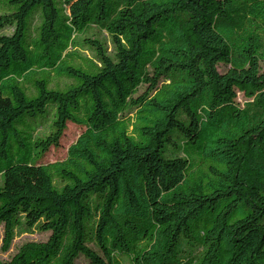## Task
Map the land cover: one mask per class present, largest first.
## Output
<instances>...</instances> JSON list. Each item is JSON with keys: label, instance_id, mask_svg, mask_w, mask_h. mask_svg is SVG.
I'll return each mask as SVG.
<instances>
[{"label": "trees", "instance_id": "1", "mask_svg": "<svg viewBox=\"0 0 264 264\" xmlns=\"http://www.w3.org/2000/svg\"><path fill=\"white\" fill-rule=\"evenodd\" d=\"M262 62L264 0H0V264H264Z\"/></svg>", "mask_w": 264, "mask_h": 264}, {"label": "rangeland", "instance_id": "2", "mask_svg": "<svg viewBox=\"0 0 264 264\" xmlns=\"http://www.w3.org/2000/svg\"><path fill=\"white\" fill-rule=\"evenodd\" d=\"M9 31V30H8ZM100 34V33H99ZM101 36H107L105 31H102ZM262 68H264V62L261 63ZM227 65L224 63H220L218 65V68L220 71H225L227 69ZM144 89V87L140 88V92ZM236 102L239 105H243L246 100H248V96L245 94L243 90L236 89ZM85 130V126L75 124L72 122L67 123V127L64 130L59 144L57 146H51L45 154L42 156V158L38 161L39 163H47V162H53L57 160H62L67 156V150L71 143H73L77 137ZM1 237H3V229L0 230ZM50 232H39V231H33V232H17L15 237L12 240V244L8 250H3L0 248V258L1 259H10L17 251L18 248L27 241H44L48 238ZM123 261L125 264H132L131 260L127 257H123ZM75 264H90L89 260L83 256L80 255L76 261Z\"/></svg>", "mask_w": 264, "mask_h": 264}]
</instances>
